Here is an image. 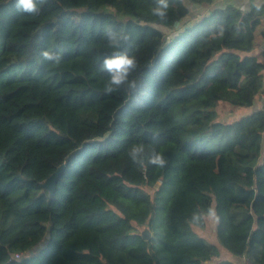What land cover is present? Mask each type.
Wrapping results in <instances>:
<instances>
[{"label": "trees", "instance_id": "trees-1", "mask_svg": "<svg viewBox=\"0 0 264 264\" xmlns=\"http://www.w3.org/2000/svg\"><path fill=\"white\" fill-rule=\"evenodd\" d=\"M214 2L169 0L161 22L155 0H47L37 16L0 0V264H233L219 246L264 264V109L212 122L219 102L250 108L264 89V4L185 23ZM121 29L139 63L134 96L103 92L116 51L105 33ZM141 143L167 165H133ZM62 165L51 195L41 184ZM209 209L218 245L195 231Z\"/></svg>", "mask_w": 264, "mask_h": 264}, {"label": "clouds", "instance_id": "clouds-1", "mask_svg": "<svg viewBox=\"0 0 264 264\" xmlns=\"http://www.w3.org/2000/svg\"><path fill=\"white\" fill-rule=\"evenodd\" d=\"M47 0H14V6L18 13L29 16L39 15L40 5L46 4ZM169 0H155L151 8V14L161 22H166L168 17ZM107 40L106 47L114 49L111 55L106 56L100 67L101 73H106L107 77L103 83V92L111 95L123 89L128 95L134 96L138 92V82L134 78V73L139 69L138 60L134 55H130L127 46L131 45L132 36L124 29L120 31H108L105 33ZM123 49V50H122ZM43 62L51 65H59L61 56L51 50H43L40 53ZM152 140L159 141V135L153 134ZM127 155L133 165L143 167L147 163L156 168H164L167 160L163 153L152 147L150 150L144 144H133L129 147ZM209 209L207 215H212ZM205 217V213L199 210L191 215V223H199Z\"/></svg>", "mask_w": 264, "mask_h": 264}, {"label": "rangeland", "instance_id": "rangeland-1", "mask_svg": "<svg viewBox=\"0 0 264 264\" xmlns=\"http://www.w3.org/2000/svg\"><path fill=\"white\" fill-rule=\"evenodd\" d=\"M207 11L213 12L212 10L204 9L200 6H194L192 8V13L185 20V23L190 24V23L197 21ZM162 29L166 33L167 38H171L176 34V32L173 29L165 28V27H162ZM263 29H264V26L260 27L257 31V48H256L255 53L258 54L260 57H261L262 52H264V38L260 34ZM262 79L264 82V71H263ZM260 109L261 110L264 109V89L261 92V94L257 96L255 100V104L250 108L248 107L237 108V107H233L229 105L228 103L219 102L214 108H212V116H213L212 122H220L224 124L233 123L239 120L240 118H242L243 116H247L253 112H257ZM159 187H160V184H158L157 188L155 189H158ZM155 189H148V191L152 194V196H154ZM216 224H217V221H216L215 211H214L213 214L207 218L206 227L204 228L195 227V231L200 236L206 238L209 242L218 245L217 235H216ZM139 230L142 234H144L145 231H149V229L145 226H141ZM149 236L151 238L153 236V232L149 231ZM43 244H44V241L41 244H39L37 248L33 249L32 253L37 251L38 248L42 247ZM219 249L221 253V257L219 260L230 261L233 264H251V262L245 257H236L232 255L231 253H229L227 250H225L221 246H219Z\"/></svg>", "mask_w": 264, "mask_h": 264}, {"label": "water", "instance_id": "water-1", "mask_svg": "<svg viewBox=\"0 0 264 264\" xmlns=\"http://www.w3.org/2000/svg\"><path fill=\"white\" fill-rule=\"evenodd\" d=\"M181 24L180 21H177L175 23V27H179ZM66 166L62 165L61 167H59V169L53 173L47 180H45L41 185L43 188H45L46 190H48L51 195H54L55 193V189H56V185L59 181V179L61 178V176L63 175V172L65 170ZM143 237L145 240H148L150 238L149 236V231H145L143 234Z\"/></svg>", "mask_w": 264, "mask_h": 264}, {"label": "crops", "instance_id": "crops-1", "mask_svg": "<svg viewBox=\"0 0 264 264\" xmlns=\"http://www.w3.org/2000/svg\"><path fill=\"white\" fill-rule=\"evenodd\" d=\"M230 4L241 9H248L251 5L264 4V0H215L214 4L208 10H213L216 7L223 8Z\"/></svg>", "mask_w": 264, "mask_h": 264}, {"label": "built area", "instance_id": "built-area-1", "mask_svg": "<svg viewBox=\"0 0 264 264\" xmlns=\"http://www.w3.org/2000/svg\"><path fill=\"white\" fill-rule=\"evenodd\" d=\"M14 257H15V258H20V257H21V255H15Z\"/></svg>", "mask_w": 264, "mask_h": 264}]
</instances>
